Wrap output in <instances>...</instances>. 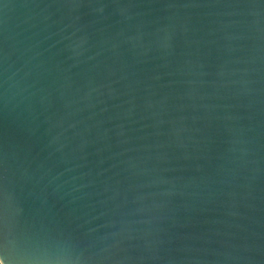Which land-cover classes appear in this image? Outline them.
I'll use <instances>...</instances> for the list:
<instances>
[{
	"label": "water",
	"instance_id": "95a60500",
	"mask_svg": "<svg viewBox=\"0 0 264 264\" xmlns=\"http://www.w3.org/2000/svg\"><path fill=\"white\" fill-rule=\"evenodd\" d=\"M0 264H264V0H0Z\"/></svg>",
	"mask_w": 264,
	"mask_h": 264
}]
</instances>
